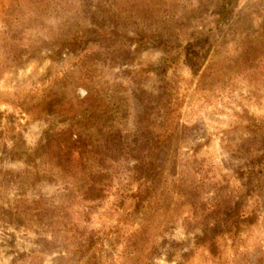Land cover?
Wrapping results in <instances>:
<instances>
[{"label":"rangeland","instance_id":"374dc122","mask_svg":"<svg viewBox=\"0 0 264 264\" xmlns=\"http://www.w3.org/2000/svg\"><path fill=\"white\" fill-rule=\"evenodd\" d=\"M157 1L154 16L142 0L135 10L143 13L112 0H0V264H264V132L250 131L264 121V0H240L221 30L211 0ZM92 14L118 45L94 37L61 49ZM169 38L184 44L167 77L179 134L152 157ZM251 64L260 67L251 72ZM84 75L104 101L107 119L97 126L72 119L87 94ZM67 131L84 140L90 174L112 143L109 191L96 208L81 201L83 182L67 179L58 151ZM139 156L160 173L156 195L120 223L143 181ZM237 210L255 213L254 224L220 234L210 250L203 238ZM143 225L146 236L136 235ZM84 229L102 238L90 253L79 248ZM132 235L138 250H129Z\"/></svg>","mask_w":264,"mask_h":264},{"label":"trees","instance_id":"16d2710c","mask_svg":"<svg viewBox=\"0 0 264 264\" xmlns=\"http://www.w3.org/2000/svg\"><path fill=\"white\" fill-rule=\"evenodd\" d=\"M147 4L150 3L151 0H142ZM156 1V2H154ZM112 4L115 8L125 11L123 5L130 6L131 11L136 9L137 0H112ZM174 3V8L178 7L177 0H172ZM214 3L213 8L208 13L213 12V21L218 28L221 30L224 25L230 23L232 19H234L236 15V11L239 7L240 0H211ZM38 3H41L38 1ZM155 5V9L153 11L154 16L158 15L161 11V6L157 0H152L150 3V7L152 8ZM137 13H143L142 9L135 10ZM91 25L86 27L83 32L73 35L72 37L62 41L60 48L65 50H76L81 48V44L86 42L88 39L94 38L95 41H100L101 43L107 44H117L119 40L115 38L114 30H108L103 22L98 20V18L92 14L90 16ZM159 38V36H157ZM208 40L207 36L202 35L201 40ZM172 38L165 39V44H167V48L170 56L165 60L163 64V77L167 79L168 73L171 71L173 65L179 63V58L182 55V49L184 48V44L177 42L172 44ZM179 41V40H178ZM122 47L117 46V50ZM117 58V56H116ZM252 68L247 69L249 71L256 70L260 67L259 64H251ZM264 68V65L261 67ZM243 70V69H242ZM247 70L245 72H247ZM82 82L81 85H84L86 88L87 94L80 101L78 108H76L72 114V119L80 120L81 124L85 125H94L97 126L102 122L106 121L107 114L104 109V101L103 99L95 93H91L89 85L86 81L85 75L80 78ZM174 91L175 88L171 81L167 79V82L163 81V85L159 91L158 101L163 110V121L160 127V131L157 136L151 141L150 148L146 149V153H149L154 157L155 154H159L162 151L166 152L168 146L170 147L173 141L178 137V127L179 124L176 123V99H174ZM253 133L264 132V121L255 122L254 130H250ZM65 137V143L62 146H59L58 151L67 156L68 160L63 166H67V179L70 183L83 182V186L79 188L80 190V199L82 202L93 205L95 208L102 202L106 195H108V187L107 182L111 177L109 162L113 157L112 143L109 141L106 145L105 149L99 154V163L98 166L100 168L99 172H95L90 174L86 171L85 163V154L87 153L86 145L83 139L75 140L73 139V134L63 133ZM142 149H140V153ZM61 158V157H60ZM138 161V164L135 168L137 171V175L143 180L139 185V188L136 192H133L128 197L125 204L123 203L121 207L120 216L118 222H127L130 221L134 216L140 214L144 208L147 207L149 203L155 197V177L160 173L155 172V167L152 160H144V157L139 156L135 158ZM74 166H73V165ZM73 166V167H72ZM74 168V172H73ZM155 172V173H154ZM154 173V174H153ZM76 197V196H75ZM129 200L131 204L128 209H124V205H126ZM241 210V209H240ZM255 213L251 215L240 214V211L237 210L233 214L228 217L226 220L227 226L224 229H214L211 235H207L203 238V241L208 245L210 250H214L216 247V239L220 234H236L243 230V225H252L255 220ZM68 225H63V228L58 229L61 232L67 230ZM148 226H141L140 229L135 231L136 235H140L141 237H145L148 233ZM230 227V228H228ZM235 231L234 233H232ZM57 236V237H56ZM59 238L60 236L55 235L54 238ZM82 237L85 240V244L81 245L79 248L83 249V253H90L94 249H96L102 243V238L96 237L93 232H89L87 229H84L82 232ZM135 235H132L130 240H128L129 250H138L142 246H136L133 244V239ZM144 239V238H143ZM145 240V239H144Z\"/></svg>","mask_w":264,"mask_h":264}]
</instances>
